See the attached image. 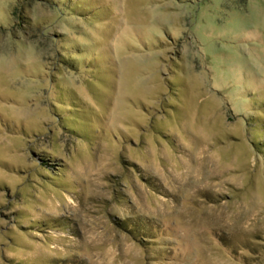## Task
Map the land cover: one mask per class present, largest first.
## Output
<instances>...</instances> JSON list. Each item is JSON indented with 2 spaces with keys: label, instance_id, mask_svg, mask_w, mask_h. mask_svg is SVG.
<instances>
[{
  "label": "rangeland",
  "instance_id": "obj_1",
  "mask_svg": "<svg viewBox=\"0 0 264 264\" xmlns=\"http://www.w3.org/2000/svg\"><path fill=\"white\" fill-rule=\"evenodd\" d=\"M0 264H264V0H0Z\"/></svg>",
  "mask_w": 264,
  "mask_h": 264
},
{
  "label": "trees",
  "instance_id": "obj_2",
  "mask_svg": "<svg viewBox=\"0 0 264 264\" xmlns=\"http://www.w3.org/2000/svg\"><path fill=\"white\" fill-rule=\"evenodd\" d=\"M123 225H124V224H123ZM121 227H122V226H121ZM126 229L128 230V228H126ZM146 239H148V238L142 236V237L140 238L141 243H146V241H147Z\"/></svg>",
  "mask_w": 264,
  "mask_h": 264
}]
</instances>
